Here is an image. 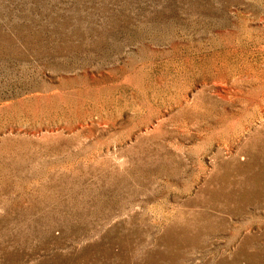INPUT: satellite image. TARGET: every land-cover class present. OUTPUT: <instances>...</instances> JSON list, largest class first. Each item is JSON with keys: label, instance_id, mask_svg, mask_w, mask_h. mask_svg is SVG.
I'll return each instance as SVG.
<instances>
[{"label": "rangeland", "instance_id": "rangeland-1", "mask_svg": "<svg viewBox=\"0 0 264 264\" xmlns=\"http://www.w3.org/2000/svg\"><path fill=\"white\" fill-rule=\"evenodd\" d=\"M0 264H264V0H0Z\"/></svg>", "mask_w": 264, "mask_h": 264}]
</instances>
